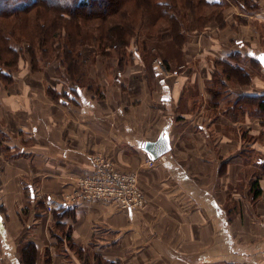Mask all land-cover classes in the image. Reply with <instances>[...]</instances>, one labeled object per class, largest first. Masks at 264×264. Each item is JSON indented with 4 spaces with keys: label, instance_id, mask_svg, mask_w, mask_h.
I'll return each mask as SVG.
<instances>
[{
    "label": "crops",
    "instance_id": "1",
    "mask_svg": "<svg viewBox=\"0 0 264 264\" xmlns=\"http://www.w3.org/2000/svg\"><path fill=\"white\" fill-rule=\"evenodd\" d=\"M207 1L218 19L161 74L100 58L73 93L56 65L0 89V264H264V0ZM162 135L149 166L141 144ZM97 155L136 174L142 207L64 203Z\"/></svg>",
    "mask_w": 264,
    "mask_h": 264
},
{
    "label": "trees",
    "instance_id": "2",
    "mask_svg": "<svg viewBox=\"0 0 264 264\" xmlns=\"http://www.w3.org/2000/svg\"><path fill=\"white\" fill-rule=\"evenodd\" d=\"M171 1L0 0V89H6L13 83V74L23 59L20 51L15 48V44L21 41L27 45L26 57L32 72L41 70L37 64L39 60H50L53 57V61L57 63L56 74L62 73L60 70L64 68L63 73L74 88L80 89L86 82V64L92 59L90 56H82L80 52L86 36L101 51L113 50L118 54L120 51L124 52L132 40L144 37L143 40L155 44L168 41L180 49L187 41V33L182 28L186 17H190V21L195 23L198 18L196 30L203 29L211 19L219 17L217 8L221 4L218 2ZM38 53L40 57H37ZM49 54L52 55L51 58ZM132 57L127 55L116 58L119 59V66L123 67ZM225 72L228 78L240 81L246 78L244 70L239 66L227 67ZM50 95L58 98L54 93ZM68 96L65 93L64 99ZM259 101V107L264 109V97ZM256 186L254 181V198L259 194Z\"/></svg>",
    "mask_w": 264,
    "mask_h": 264
},
{
    "label": "built area",
    "instance_id": "3",
    "mask_svg": "<svg viewBox=\"0 0 264 264\" xmlns=\"http://www.w3.org/2000/svg\"><path fill=\"white\" fill-rule=\"evenodd\" d=\"M158 74L164 71L161 61L155 60ZM146 163L151 166L153 160ZM92 172L74 180L72 194L64 197V203L79 202H114L124 210L134 211L143 206L144 198L133 172H119L101 156L91 158ZM46 210L52 212V205L46 204Z\"/></svg>",
    "mask_w": 264,
    "mask_h": 264
},
{
    "label": "rangeland",
    "instance_id": "4",
    "mask_svg": "<svg viewBox=\"0 0 264 264\" xmlns=\"http://www.w3.org/2000/svg\"><path fill=\"white\" fill-rule=\"evenodd\" d=\"M164 1L165 0H162V2H164ZM167 1H168V3L172 2L171 0H167ZM194 3H196V1ZM200 9H202V8L200 7ZM197 11H200L199 8H197ZM212 11L213 10H210V12H212ZM197 14H199V13H197ZM185 19H186V22L183 23L182 28L184 30L183 32L187 33L186 39L189 40L192 36V33L196 30L197 23H199V21H198V18L196 20L194 19L196 21V23L193 22V20L190 21V17H186ZM143 39L141 38L138 40H132V43L130 44V46L128 48H125L126 50L124 52L120 51V54H118V53L114 52L113 50H110L108 52L101 51V49H98L93 45V43L91 42L92 39L90 37L86 36V39H85L86 41L84 42L85 44H84L83 48H81V50H80L82 56L92 57V59L88 62V64H86L87 65L86 72H85L86 76H88V73H90V75L92 73H94L93 67H95L97 59L100 60V58L107 60L108 58H112V57H120V56L130 55V56L139 57V58L143 57L147 63H150L152 61V59L163 62L166 59H169L171 57H173L171 59L174 60V57L178 58L181 56L180 51H178L179 48L172 45L171 43L169 44L168 41H166L167 43H156L155 44V42H150L148 40L145 41ZM15 48H17V50L20 51V54L23 57V59L20 60V62H19V67H18L19 69L18 70L19 71L22 70V71H26V72H29V70L31 71L29 61L26 57L28 55L27 45L21 41L20 43L15 44ZM177 51H178V54H177ZM263 54L264 53H262L261 55H263ZM249 55L254 56L253 52H250ZM50 56H52V55L49 54V58H51ZM260 56H259V58H260ZM37 57H40L39 53H38ZM242 62L243 61H241V64H242ZM103 63H104L103 66H106V67L110 66L108 69V70H110L111 65H110L109 61H104ZM37 64L41 68V70L38 72L44 73V74L49 73L51 71L50 67H53V65H57V63L55 61H53V57L50 60L41 59L38 61ZM64 70H65L64 68H61L60 72H64ZM88 80H89V76H88ZM90 82L93 83V80L89 81V83ZM85 83H83V85H86ZM72 88L76 89V88H74V86Z\"/></svg>",
    "mask_w": 264,
    "mask_h": 264
},
{
    "label": "water",
    "instance_id": "5",
    "mask_svg": "<svg viewBox=\"0 0 264 264\" xmlns=\"http://www.w3.org/2000/svg\"><path fill=\"white\" fill-rule=\"evenodd\" d=\"M264 57V54L260 56V64L264 67V63L261 62V58ZM141 148L147 155L149 159L155 161L162 155L170 151L169 139L167 136L162 135L157 138L154 142H144L141 144Z\"/></svg>",
    "mask_w": 264,
    "mask_h": 264
},
{
    "label": "snow or ice",
    "instance_id": "6",
    "mask_svg": "<svg viewBox=\"0 0 264 264\" xmlns=\"http://www.w3.org/2000/svg\"><path fill=\"white\" fill-rule=\"evenodd\" d=\"M261 62L264 63V57L261 58Z\"/></svg>",
    "mask_w": 264,
    "mask_h": 264
},
{
    "label": "clouds",
    "instance_id": "7",
    "mask_svg": "<svg viewBox=\"0 0 264 264\" xmlns=\"http://www.w3.org/2000/svg\"><path fill=\"white\" fill-rule=\"evenodd\" d=\"M72 6H74V3H73V5Z\"/></svg>",
    "mask_w": 264,
    "mask_h": 264
}]
</instances>
